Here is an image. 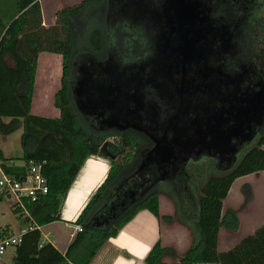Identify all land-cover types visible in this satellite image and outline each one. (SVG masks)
I'll return each instance as SVG.
<instances>
[{"label": "trees", "instance_id": "obj_1", "mask_svg": "<svg viewBox=\"0 0 264 264\" xmlns=\"http://www.w3.org/2000/svg\"><path fill=\"white\" fill-rule=\"evenodd\" d=\"M0 1H3L0 134L4 137L19 128L22 130L19 157L22 164L9 163L13 158L4 157L0 150V167L18 176L26 174L30 162L45 161L42 173L48 186L46 194L26 202L31 220L13 210L18 218L34 227L22 234L12 264H91L105 247L111 246L110 238L141 209L150 211L161 221L171 222L169 215L160 213L159 188L152 177L141 186L133 189L131 186L130 190L129 186H121L122 175L135 166L144 141L132 132L93 125L87 116L86 121L73 97L70 78L73 61L76 56H90V62L96 57L133 62L152 48V41L145 39V33L155 34L156 28L152 29L155 23L163 24L161 30H165L169 25H177V13L184 15L183 10L193 13L204 9L209 19L204 30L211 31V42L205 48H211L215 56L226 53L228 70L232 63L238 71L244 66L250 76L264 83V0H148L147 12L161 21L135 17L141 0H131V13L124 8L128 0H81L58 9L54 23L49 26L43 24L39 0ZM126 13L128 17L123 19ZM41 52L58 54L62 60L60 87L54 98L59 111L57 117L31 112ZM2 117L10 119L4 122ZM90 155L109 159L110 169L73 222L81 224L82 230L74 232L65 251H61L44 237L43 227L60 219L67 190ZM261 170H264V125L237 161L226 171L208 177L196 197L191 198L193 208L188 217L195 234L191 245L178 255L158 240L148 251L144 264H264V223L230 251L216 249L218 229L235 231L240 224L236 209H222L230 185L237 178ZM118 252L121 251L116 250L115 254ZM167 253L178 256V260L164 261Z\"/></svg>", "mask_w": 264, "mask_h": 264}, {"label": "flooded vegetation", "instance_id": "obj_2", "mask_svg": "<svg viewBox=\"0 0 264 264\" xmlns=\"http://www.w3.org/2000/svg\"><path fill=\"white\" fill-rule=\"evenodd\" d=\"M147 2L148 0H141V6L138 7L139 13L135 17L141 20L147 18L149 21H161L159 17L154 15L151 17L147 12ZM130 4L132 2L128 0L124 8L131 13ZM132 8L136 9V7ZM201 11L203 13L200 14ZM185 14L177 13L176 26L169 25L168 29L161 30L164 25L157 22L152 29L156 28L158 34L145 33V39L152 41V48L141 57L135 58L140 60L138 70L134 73L139 74L140 81L132 84L126 79L127 76L118 73L121 77L119 79L123 85V92L119 94V101L108 106V109H104L101 100L95 101L84 93L88 90L85 84L82 85V89L76 90L75 85L80 80H76L75 85L71 83L75 104L87 118L91 117L94 120L95 125L98 123L96 126L112 128L120 132H132L141 137L145 146L143 143V146L139 148L134 173L142 174L148 170L151 174L148 179L152 177L155 180L159 174H166V172L174 175L176 168L173 162L180 161L184 154L192 150L191 142H189L191 139L196 141L203 138L200 148L219 153L225 151L224 146L231 139L230 135L226 137L222 135L223 131L217 130L221 126L218 125V118H216V111L222 112L224 99L225 102L228 99L219 98V104L211 105L210 99L208 102L206 97L210 96L214 100L218 86H227L224 83H228L229 79L225 77L223 70L231 73V77L234 74L238 75L240 71L233 63V67L230 65V71L228 70L226 53L224 55L217 53L215 56L211 48H205V45L211 42L209 41L211 31L210 28L204 30L209 24H204L209 20L205 16L204 9L193 13L188 10V14ZM181 16L183 20L180 21ZM221 48L226 49L224 46ZM124 66V64L119 65L118 72H122ZM94 74V83L90 87L94 92H98L102 85L111 84V77H118L113 75L106 80L99 77L102 72L98 71ZM247 76L254 79L249 74ZM202 85L204 89H200ZM240 93L241 88L236 100L243 96ZM239 111L240 114L243 112L242 109ZM254 116L251 115L249 120L253 121L254 126L258 124L255 129L259 130L264 120L256 119ZM221 117L223 118L222 114ZM207 129L208 132H206ZM225 131H230V128ZM181 134L185 137L187 147H181L183 143L180 142ZM233 148L235 149L234 146ZM233 157L230 155L226 162L234 164L236 161H232Z\"/></svg>", "mask_w": 264, "mask_h": 264}, {"label": "rangeland", "instance_id": "obj_3", "mask_svg": "<svg viewBox=\"0 0 264 264\" xmlns=\"http://www.w3.org/2000/svg\"><path fill=\"white\" fill-rule=\"evenodd\" d=\"M50 1L51 0H41L42 6L45 7L43 11V17L46 19L51 16L49 7L52 5L49 6L46 4V2L49 3ZM77 1L78 0H52V3L53 5H57L58 3L61 5H71ZM126 17H128L127 14L122 15L123 19ZM146 24L149 25L148 22ZM43 56L53 57L54 59H52V61L54 62L48 63L49 60L45 62ZM41 57V64H44V66H47V68L43 70L40 69L39 71L40 76L37 89L40 86V80L46 78L48 73L50 77L55 79L52 85L60 82L58 79L61 77L58 75L60 73H58L59 70L57 71L58 61H56L55 54L45 52L41 55ZM87 57H75L70 74L71 83L75 85V83H77L76 80H80V82L78 81V83L75 85L76 90L79 91L82 89V85L85 84V88L88 90H84L85 92H83L95 101L98 99L101 100L105 110L108 109V106L117 103L119 101V94L123 92V85L121 84V79H119L121 77H119L118 73H122L123 76H127L126 79L132 84H137L140 81L139 74H134L137 72V67L140 65V60L138 59H134L133 62L126 64L122 61H116L113 57H108L107 59H98L96 57L95 59H92L93 63H91L90 60L88 61L90 56ZM123 64L125 65V68L122 69V72H118L119 65ZM60 67L62 69L61 62ZM218 68L220 69V67ZM241 68L242 69L240 72H238V75L232 73L234 74V77H231V73L223 70L225 77L229 79L228 83H224V85L227 86H218V92L214 94L216 95L214 100L210 96L206 97L207 101L210 99V102H208L211 105L214 103L219 104V98L228 99L226 102L224 99L223 111H216V118H218L217 123L219 126H221L218 127L217 130L219 129L221 132L223 131L224 133L222 135H226V137L230 135L231 138L230 141L227 142V145L224 146L225 151L222 153L213 150L207 151L204 148L199 147L201 144L200 142L204 141L203 138L196 141L191 139L189 142H191L192 150H190L189 153L184 154L180 161L173 162V165L176 168L175 174L169 175L166 172V174H159L158 177H155V183L159 188L160 208L166 215L167 213H170L169 216L172 218L171 222L163 221V224L165 225V228L171 229L172 231L177 232V234L179 233L182 238L181 240H193L195 236L192 223L188 217L191 212V208H193L191 198L196 197L200 186L207 180L208 177L224 172L233 165V163L228 164L226 162V159L229 158L230 155L234 156L232 160L233 162L237 161L244 150L253 144L259 133V130L255 129V126L258 124L254 126L253 121L249 120L250 116H254L256 114L254 116L256 119L260 118L264 120V83L255 78L251 79L247 76V71H245L246 68L244 66ZM98 71L102 72L99 77L106 80H108L109 77L113 75L118 77H111V84L102 85L98 92H94V90H92L90 87H92V84L94 83L93 78L95 79V77L93 76L96 75L94 72ZM46 87L50 86L46 85ZM204 88V85L200 86V89ZM240 88V94L243 96L239 97V100H236L237 93L239 92ZM73 97L75 98V95H73ZM54 98L53 106L55 111H57L58 108L54 105ZM38 99L39 97L35 96V103L38 101ZM76 106L79 113L87 121L86 115L79 109L77 104ZM238 108L243 110L241 114ZM210 110L213 111L214 109ZM221 114L223 115V118L221 117ZM89 119L94 124V120L91 117H88V120ZM202 119L205 120V118ZM252 119L254 120V118ZM228 128H230V131H225ZM206 132H208V129ZM180 138V142H183L181 143V147H187L188 144L184 140L185 137L181 134ZM15 139L16 138L14 137V142L10 143V147L13 148V153H15ZM108 141H111V139H108ZM19 153L22 152L20 151ZM20 161L22 162V160ZM134 169L135 167H132V169L122 175L120 179L121 186H124V188L129 186V190L131 186L133 189L136 186H141L142 184L150 181V179H148L151 175L150 171L147 170L142 172V174H137L132 172ZM130 193H132V190ZM2 200V206L10 210L9 206L12 202V197L4 194ZM226 208L236 209L241 214L240 224L237 230L230 231L224 227H220L217 231L216 249L219 248V245L220 248L230 251L238 242H240L243 237L252 234L259 225L264 223V170L235 179L230 185L227 194L222 201V209ZM8 220L11 222L12 228L16 232H18L20 226L24 227L27 225V222H24L22 219L20 220L14 211H10ZM181 228L182 230L184 229V232L179 231ZM13 250V247L7 249L2 258V264H12L11 255Z\"/></svg>", "mask_w": 264, "mask_h": 264}, {"label": "crops", "instance_id": "obj_4", "mask_svg": "<svg viewBox=\"0 0 264 264\" xmlns=\"http://www.w3.org/2000/svg\"><path fill=\"white\" fill-rule=\"evenodd\" d=\"M80 1L81 0H78L75 3H78ZM0 2V8L2 9L3 1ZM39 2L41 6L43 24L45 26H49L54 23L55 12L58 9L64 6H68L61 5L60 3H58L57 5H53L52 0L49 3L46 2V4H48L49 6L52 5L51 7H49L51 16L46 19L43 17V11L45 7L42 6L41 0H39ZM43 53L45 52H41L38 56L35 84L32 95L31 112L33 114L46 117H57L59 115V111H55V108L53 106V98L55 91L60 87V82L52 85L55 79L53 77H50L48 73V76L46 78L40 80V86L37 89V84L40 76L39 71L40 69L43 70L47 68V66L41 64V55ZM55 57L56 61H58L57 71L59 70L58 73H60L58 75L61 76V56L55 54ZM44 59L45 62L49 60L48 63L54 62L52 61V59L54 58L51 56H45ZM58 81H60V79H58ZM46 85L50 86L51 88L46 87ZM35 96L39 97L36 103L34 100ZM1 119L2 121L7 122L10 118L2 117ZM96 125H98V123H96ZM21 131V128H19L4 137L0 134V150L2 151L4 157L13 158L9 161V163L18 165L22 164L19 159L22 154L19 153L20 151L22 152L20 145ZM14 137L16 138L15 153L12 152L13 148L10 147V143L14 142ZM109 169V159L98 155H90L89 157H87L67 190L59 214L60 219L55 220L43 227L44 237L47 240L51 241L61 251H65L72 239V234L74 233L73 222L75 221L81 210L84 208L85 204L88 202L92 194L96 191L98 186L104 181ZM4 194L5 193L0 189V237L16 232L12 228L11 222L8 220L10 211H13L11 208L12 202L9 206L10 210L2 206V199L4 197ZM160 213L165 214L162 212L161 208ZM167 215H170V213H167ZM237 215L240 221L241 214L239 213V211L237 212ZM20 228H22V226L19 227L18 231L20 230ZM179 231L184 232V229L182 230L181 228V230ZM181 239L182 238L179 233L177 234V232L165 228L163 221L159 220L150 211L141 209L136 212V214L118 231V233L114 237L110 238L109 242L111 246L105 247L91 264H144V259L148 251L158 240L163 246L173 248L177 252V254L180 255L192 243V240ZM218 247V252L226 251V249L220 248L219 245ZM116 250H119L121 252L115 254ZM122 251L126 252L128 255H124ZM13 254L14 250L11 255L12 257ZM163 260L174 262L178 260V256L167 253L163 256Z\"/></svg>", "mask_w": 264, "mask_h": 264}, {"label": "built area", "instance_id": "obj_5", "mask_svg": "<svg viewBox=\"0 0 264 264\" xmlns=\"http://www.w3.org/2000/svg\"><path fill=\"white\" fill-rule=\"evenodd\" d=\"M44 163L45 161L39 163L30 162L26 169V174L18 176L6 173L0 167V189L12 197L11 208L16 210L17 214L22 218L32 219L26 207V202L36 201L40 196L48 192L46 178L42 173V165ZM33 227L34 224L28 222L18 232L0 237V264L7 249L10 247L15 249L16 245L21 241L22 234ZM73 227L74 232L82 230V225L79 223H75Z\"/></svg>", "mask_w": 264, "mask_h": 264}, {"label": "water", "instance_id": "obj_6", "mask_svg": "<svg viewBox=\"0 0 264 264\" xmlns=\"http://www.w3.org/2000/svg\"><path fill=\"white\" fill-rule=\"evenodd\" d=\"M183 13H184V14L186 13L185 15H187V14H188V11H186V10H183Z\"/></svg>", "mask_w": 264, "mask_h": 264}]
</instances>
